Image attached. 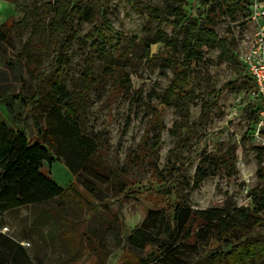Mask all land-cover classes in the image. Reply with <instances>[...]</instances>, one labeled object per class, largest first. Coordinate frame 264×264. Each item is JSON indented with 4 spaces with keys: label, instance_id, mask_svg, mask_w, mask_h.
<instances>
[{
    "label": "rangeland",
    "instance_id": "rangeland-1",
    "mask_svg": "<svg viewBox=\"0 0 264 264\" xmlns=\"http://www.w3.org/2000/svg\"><path fill=\"white\" fill-rule=\"evenodd\" d=\"M92 1L106 8L105 22L81 20L80 11L73 15L71 32L76 37L56 72L51 42L39 44L44 35L39 13L46 9L42 17L47 22L54 0H0V28L10 29L9 38L0 39V119L27 138L37 137L45 115L22 98L57 76L70 94L68 101L72 99L71 118L83 135L102 148L106 164L122 170L125 181L122 190H117L119 184L97 185L101 198L96 199L76 181L77 154L65 145L59 151L50 147L54 161H43L41 171L62 188L74 185L81 198L67 192L48 203L23 205L0 215V231L20 240L35 263L116 264L124 257H145V251L128 247L127 236L149 210H163L171 218L179 202L193 209L221 207L229 199L237 206H252L250 194L261 185L258 171L264 169V156L257 148L264 146V126H259L256 116L262 101L242 55L264 27V0ZM167 3L181 6L177 28L175 16L165 11ZM87 4L91 3L82 0L81 8ZM147 5L156 6L159 17ZM190 22L208 25L214 33L202 37V59L191 64L183 87L173 89L171 104L155 113L176 72L159 66L161 43L146 51L141 41L163 30L178 40L181 59L180 42ZM98 28L105 36H98ZM35 45L41 53L36 80L26 71L28 52ZM93 45L100 51L90 61L94 80L87 83L84 70ZM109 57L114 59L112 75L104 70ZM127 78L130 85L119 92L115 80ZM67 111L63 106L61 112ZM212 156L219 165L193 188L197 167L205 168ZM237 243L225 247L212 240L205 254L227 251Z\"/></svg>",
    "mask_w": 264,
    "mask_h": 264
},
{
    "label": "trees",
    "instance_id": "trees-1",
    "mask_svg": "<svg viewBox=\"0 0 264 264\" xmlns=\"http://www.w3.org/2000/svg\"><path fill=\"white\" fill-rule=\"evenodd\" d=\"M53 15L45 22L46 9L40 11V24L43 29V39L40 45L49 41L55 53V61L59 66L66 54L71 41L76 37L71 32L73 15L80 11L81 20L90 22L93 19H104L106 8L102 3L87 0L91 4L81 8L82 0H54ZM50 6V4H49ZM48 8V7H47ZM155 17H159V9L154 6H146ZM165 11L174 15V26L179 27L182 16L180 4L172 7L167 3ZM105 22V19L103 20ZM9 28H0V39L9 38ZM181 30V29H177ZM183 38L180 42L182 58L177 57L178 40L169 36L163 30L155 33L141 42L146 51L151 44L161 43L159 66L173 68L176 72L174 82L165 91L154 112L164 111L173 98L174 88L183 87V83L191 74V64L202 59V37L206 34L213 35L210 27L196 26L190 22L184 27ZM98 36H105L98 28ZM135 42V41H134ZM36 45L30 48L27 55L26 71L30 79L36 80L38 66L41 62V53ZM100 51L99 46L93 45L87 55V64L84 70L87 83L94 80L91 70V59ZM223 54H229L222 43ZM227 57V55H226ZM229 58V57H228ZM114 59L109 57L104 67L107 75L115 74ZM48 85L38 86L31 96L22 100L31 101L32 109H39L45 115V123L37 137L27 138L18 130L7 126L0 119V215L7 210H13L23 205H39L48 203L55 198H61L67 192H73V196L81 198L74 185L67 189L59 186L53 179L41 171L43 161L51 164L54 158L50 155V147L59 151L61 145L73 150L80 159V172L77 182L86 192L96 198H101V193L96 186L118 185L117 190L125 186L120 175L122 170L113 169L104 161L100 151L101 147L89 137L83 135L71 118L75 112L70 94L61 85L59 78L49 77ZM119 92L130 85L126 81L115 80ZM89 85V84H88ZM63 106L68 110L62 113ZM256 116V114H255ZM257 118V116H256ZM39 117L35 116L33 122L39 125ZM129 119L125 123L127 128ZM159 138V135H155ZM157 145V141L155 143ZM260 157L264 156V146L257 148ZM171 162L175 164L176 153ZM219 159L213 156L207 160V166L197 167L196 179L193 188L213 173ZM224 162V160H222ZM175 168V166L173 167ZM231 172V171H230ZM261 185L251 192L252 206H237L230 199L221 207L193 209L185 202L175 205L173 215L169 218L163 210H149L141 222L127 236L129 248L146 252L145 257H136L131 260L124 257L116 264H264V169L258 171ZM1 226V223H0ZM256 228H260L255 235L248 236ZM212 240L222 243L225 247H231L227 251H215L205 254ZM126 253L124 251L123 255ZM122 255V256H123ZM0 264H40L35 263L30 257L27 248L20 244L13 236L0 231Z\"/></svg>",
    "mask_w": 264,
    "mask_h": 264
},
{
    "label": "built area",
    "instance_id": "built-area-1",
    "mask_svg": "<svg viewBox=\"0 0 264 264\" xmlns=\"http://www.w3.org/2000/svg\"><path fill=\"white\" fill-rule=\"evenodd\" d=\"M242 64L252 78L256 92L261 98L262 104L257 118L259 126H264V27L255 33L253 44L243 53Z\"/></svg>",
    "mask_w": 264,
    "mask_h": 264
}]
</instances>
